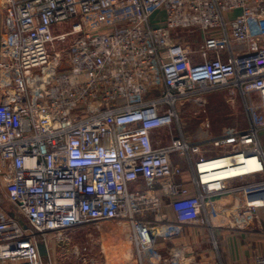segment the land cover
Here are the masks:
<instances>
[{
    "label": "built area",
    "instance_id": "1",
    "mask_svg": "<svg viewBox=\"0 0 264 264\" xmlns=\"http://www.w3.org/2000/svg\"><path fill=\"white\" fill-rule=\"evenodd\" d=\"M0 9V186L14 207L0 206V264H47L40 243L49 264L58 245L69 260L107 264L90 253L104 250L95 234L108 220L130 228L139 264H189L160 241L190 225L246 226L264 207V0H0ZM225 89L233 104L243 96L250 123L212 135L208 96ZM237 157L254 171L206 181L205 164L234 168Z\"/></svg>",
    "mask_w": 264,
    "mask_h": 264
},
{
    "label": "crops",
    "instance_id": "2",
    "mask_svg": "<svg viewBox=\"0 0 264 264\" xmlns=\"http://www.w3.org/2000/svg\"><path fill=\"white\" fill-rule=\"evenodd\" d=\"M2 21V14L0 13L1 26ZM220 91L223 90L213 93H218ZM225 91L227 90L225 89ZM254 97L258 99L259 95L254 94ZM238 99H241L242 107L247 117L246 125L240 128L243 129L249 125L250 118L246 110L243 96L238 95L236 101ZM235 103L233 105H235ZM259 141L264 155V128H262L259 133ZM177 162L180 163V165L183 164L180 159ZM182 167L186 168V165L184 164ZM168 213L172 214V211L168 209ZM215 220L219 221L217 218H215ZM108 227L110 226L105 228L110 230L105 231L107 236H109L111 232L115 233L117 231L116 229H118V227H110V229ZM123 230L125 233L129 231L126 224L123 225ZM100 231L103 230L101 229ZM116 239L117 238L113 240L114 242H111V246H113V248L116 247V251H121L126 246V242L122 239ZM102 245L104 248L103 241ZM158 246L166 255L169 254L170 250L174 247L182 249L190 257V259L187 260H191L189 264H256L257 256L264 254V207L259 208L257 216L246 226L236 227L227 221L224 222V224L212 227L190 225L186 226L182 235L168 241H160ZM135 253L136 264H139L136 246ZM117 257L122 264H134L130 260L128 262V260L123 259V253L121 256L119 254ZM52 258L54 259V249L52 251ZM107 260L108 259H106V261Z\"/></svg>",
    "mask_w": 264,
    "mask_h": 264
},
{
    "label": "rangeland",
    "instance_id": "3",
    "mask_svg": "<svg viewBox=\"0 0 264 264\" xmlns=\"http://www.w3.org/2000/svg\"><path fill=\"white\" fill-rule=\"evenodd\" d=\"M1 11V10H0ZM2 14L3 18V12H0ZM2 24V22H1ZM60 27L64 28L63 30H67L69 25L67 24H60ZM184 34L192 35V31L190 30H182ZM2 37V27L0 25V41ZM197 45L199 42H196ZM194 42V45H196ZM62 46L61 44L59 45ZM195 105L193 103H186L180 108L182 109V112L184 114V122H186V126H188V129L192 134H195L197 132L199 126V120L195 119L191 114V111L194 110ZM208 110H209V117L212 121V128L210 130V134L212 135H221V134H228L230 132H233L237 129H240L246 125L247 117L245 115V112L242 107L241 99H238L233 105L232 102L228 101V94L227 91L223 90L218 93H211L208 96ZM205 132H200L199 134H204ZM162 143L170 141V136L167 134H161ZM0 206L7 210V211H14L13 204L8 200V198L3 193V190L0 186ZM125 223L119 222L117 220H108L103 222L101 225H104L105 228L107 226L110 227H118L116 229L117 231L115 233L111 232L109 236H107V233L105 231H110L105 228L100 227L103 231H97L95 226H92L88 228L91 232H96L95 236H100V240L104 243V250H100L99 247H97L94 252H91V256H95L97 259H108L106 262L107 264H122L118 260V255L123 253V259H126L136 264V253H135V245L131 239L130 235V228L129 231L125 233L123 230V225ZM110 227H108L110 229ZM121 229V230H119ZM112 231V230H111ZM106 233V234H105ZM122 234V236H121ZM86 237L85 231H80L74 235V238L78 240L79 243H81ZM117 238L122 239L126 242V246L121 251H116V247L113 248L111 246V242H114L113 240ZM110 239V240H108ZM116 239V240H117ZM107 243V244H106ZM110 244V245H109ZM109 246V247H108ZM68 247L64 245V247L57 246L54 250V264H80L81 260L72 258L71 260L67 259V256H70V253L68 251ZM47 264H49V260H47ZM112 260V262H111ZM125 260V261H126ZM127 263V262H124Z\"/></svg>",
    "mask_w": 264,
    "mask_h": 264
},
{
    "label": "bare ground",
    "instance_id": "4",
    "mask_svg": "<svg viewBox=\"0 0 264 264\" xmlns=\"http://www.w3.org/2000/svg\"><path fill=\"white\" fill-rule=\"evenodd\" d=\"M229 160L227 158H223V159H219L216 160L212 163H207L204 165V169H206V171H210L213 174V178H210L208 180H206L207 182H215L217 180H222L226 177H232V176H236V175H241V174H246L248 172L254 171L249 169L247 166H244L243 164H240L242 162H244V160L242 159V157H237L236 158V163L238 164L236 165V167L234 168H225L228 165ZM248 162H250V166L254 167V168H260L261 163L257 161V159L252 158L251 160H249ZM209 172V173H210ZM217 184V183H216ZM102 223H100L99 227L105 228L104 225H101Z\"/></svg>",
    "mask_w": 264,
    "mask_h": 264
},
{
    "label": "water",
    "instance_id": "5",
    "mask_svg": "<svg viewBox=\"0 0 264 264\" xmlns=\"http://www.w3.org/2000/svg\"><path fill=\"white\" fill-rule=\"evenodd\" d=\"M22 225L26 228L27 226L24 224V222H22ZM38 248H39V253L42 257L44 258H48L49 256V252H48V248H47V245L45 243H40L38 245Z\"/></svg>",
    "mask_w": 264,
    "mask_h": 264
}]
</instances>
